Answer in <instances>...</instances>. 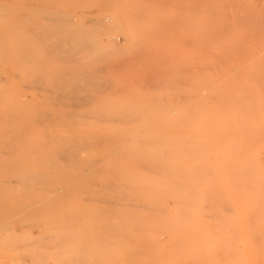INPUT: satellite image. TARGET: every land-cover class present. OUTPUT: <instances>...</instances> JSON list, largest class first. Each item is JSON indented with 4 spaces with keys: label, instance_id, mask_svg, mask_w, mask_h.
Returning <instances> with one entry per match:
<instances>
[{
    "label": "rangeland",
    "instance_id": "374dc122",
    "mask_svg": "<svg viewBox=\"0 0 264 264\" xmlns=\"http://www.w3.org/2000/svg\"><path fill=\"white\" fill-rule=\"evenodd\" d=\"M245 12L0 0V264H264Z\"/></svg>",
    "mask_w": 264,
    "mask_h": 264
},
{
    "label": "bare ground",
    "instance_id": "6f19581e",
    "mask_svg": "<svg viewBox=\"0 0 264 264\" xmlns=\"http://www.w3.org/2000/svg\"><path fill=\"white\" fill-rule=\"evenodd\" d=\"M245 10H247V9H244V11ZM255 12V11H254ZM252 13L251 15H250V18H248L249 16L247 15V13L245 12V14L243 15V16H241V18H243L244 20V25L245 26H247V28L251 31V33L250 34H248L247 32V30H245V31H247L246 33H247V35H249V36H247V37H243L242 39H244V41H243V43H242V48H241V55H242V58H243V66H244V85H245V92L247 93V97L250 99V106L253 108V110H257V109H261V108H263L264 106H263V104H264V100H263V98H260L259 99V97L257 96L258 95V87H260V86H258V85H260V84H258V79H259V77L257 78V76H258V73H257V71H258V69L257 68H261V66L263 67V64H261L260 63V59L261 58H259L260 56L257 54V52L256 51H259L260 49H259V41L261 40L260 39V37L258 36V31H260V29H262V27L264 26V17L262 18V19H258V17H257V15L255 14V13ZM250 19V20H249ZM243 21H242V25H243ZM263 24V25H262ZM262 25V26H261ZM261 26V27H260ZM251 29H250V28ZM257 28L259 29V30H257ZM263 30H264V28H263ZM244 31V32H245ZM244 36V35H243ZM262 38V37H261ZM262 41V43H261V45L260 46H262V44L264 43L263 42V40H261ZM263 47H264V45H263ZM262 47V49L261 50H263L264 48ZM259 50H258V49ZM261 48V47H260ZM259 53V52H258ZM261 54H263V53H261ZM260 54V55H261ZM258 55V56H257ZM257 56V57H256ZM261 57H263L262 55H261ZM264 58V57H263ZM262 58V59H263ZM259 60V62H257ZM262 61H264V60H262ZM257 63L258 64H261V65H257ZM264 63V62H263ZM258 66V67H257ZM264 69V68H263ZM260 73V72H259ZM260 75V74H259ZM260 77H261V75H260ZM262 78V77H261ZM260 82H261V80H260ZM259 82V83H260ZM263 83H264V81H263ZM262 87H264L263 86V84L261 85ZM262 87H260V89H259V91L261 90V88ZM264 90V89H263ZM260 94V93H259ZM264 94V93H263ZM263 97V96H262ZM263 106V107H262ZM261 107V108H260ZM262 112V111H261ZM253 113H255V111L253 112ZM256 114H257V111H256ZM256 114H254L255 115V117H256ZM260 114V113H259ZM264 114V113H263ZM262 114V115H263ZM261 115V116H262ZM264 116V115H263ZM259 117V116H258ZM253 118H254V116H253ZM263 118V117H262ZM253 120H255V119H253ZM264 120V119H263ZM254 122V121H253ZM256 123V122H255ZM258 124H259V122H258ZM257 123H256V125H258ZM261 125V124H260ZM259 125V126H260ZM261 127H262V125H261ZM260 127V128H261ZM255 128H256V126H255ZM257 128H259V127H257ZM263 130H264V127H263ZM263 130H262V132H263ZM256 131V130H255ZM257 131H258V129H257ZM257 134L256 135H258V132H256ZM255 135V136H256ZM262 135H263V137H264V134H261V138H262ZM259 136V135H258ZM258 136H257V138H258ZM264 139V138H263ZM261 140V139H260ZM260 140H258V141H260ZM264 141V140H263ZM260 149V148H259ZM241 168V167H240ZM259 172V171H258ZM241 175V174H240ZM262 184H260V187L262 188L263 186H261ZM242 186V185H241ZM264 188H262L261 190H263ZM253 192L255 193V191L253 190ZM252 193V192H251ZM251 193H245L246 194V196L244 195V197L247 199V197L248 198H250V195H251V198H255L254 196V193H253V195L251 194ZM257 194V193H256ZM253 196V197H252ZM258 196V195H257ZM260 196V195H259ZM248 201H250V200H248Z\"/></svg>",
    "mask_w": 264,
    "mask_h": 264
}]
</instances>
